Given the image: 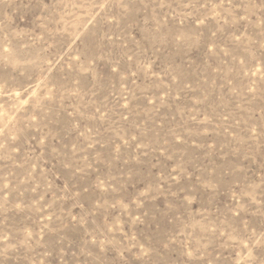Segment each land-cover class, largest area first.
I'll list each match as a JSON object with an SVG mask.
<instances>
[{
  "label": "rangeland",
  "instance_id": "1",
  "mask_svg": "<svg viewBox=\"0 0 264 264\" xmlns=\"http://www.w3.org/2000/svg\"><path fill=\"white\" fill-rule=\"evenodd\" d=\"M0 264H264V0H0Z\"/></svg>",
  "mask_w": 264,
  "mask_h": 264
}]
</instances>
